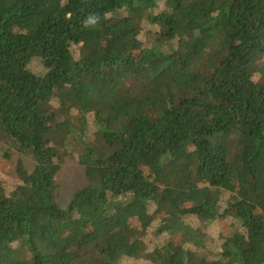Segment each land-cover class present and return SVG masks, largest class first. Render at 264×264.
<instances>
[{
    "label": "trees",
    "instance_id": "obj_1",
    "mask_svg": "<svg viewBox=\"0 0 264 264\" xmlns=\"http://www.w3.org/2000/svg\"><path fill=\"white\" fill-rule=\"evenodd\" d=\"M12 153L0 264H264V0H0Z\"/></svg>",
    "mask_w": 264,
    "mask_h": 264
},
{
    "label": "rangeland",
    "instance_id": "obj_2",
    "mask_svg": "<svg viewBox=\"0 0 264 264\" xmlns=\"http://www.w3.org/2000/svg\"><path fill=\"white\" fill-rule=\"evenodd\" d=\"M125 83L128 86H136L138 84L133 77L129 76L125 78ZM16 160L15 154L12 153L10 156L0 161L1 180L11 184L15 179L21 176L22 170ZM81 169L80 165L71 161L60 171L58 178L61 183V194L59 198L61 205L68 202L73 191L81 184ZM226 229V224L222 220L216 218L211 222L208 231L211 236L219 237L226 232ZM119 248L121 247L119 246Z\"/></svg>",
    "mask_w": 264,
    "mask_h": 264
}]
</instances>
